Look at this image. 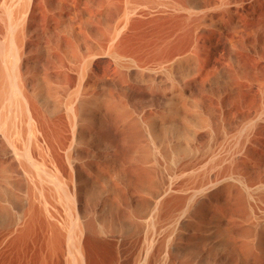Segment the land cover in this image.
I'll list each match as a JSON object with an SVG mask.
<instances>
[{"label":"bare ground","instance_id":"bare-ground-1","mask_svg":"<svg viewBox=\"0 0 264 264\" xmlns=\"http://www.w3.org/2000/svg\"><path fill=\"white\" fill-rule=\"evenodd\" d=\"M160 3L0 0V264H264V0Z\"/></svg>","mask_w":264,"mask_h":264},{"label":"rangeland","instance_id":"rangeland-1","mask_svg":"<svg viewBox=\"0 0 264 264\" xmlns=\"http://www.w3.org/2000/svg\"><path fill=\"white\" fill-rule=\"evenodd\" d=\"M161 0H116V7L118 11V15L122 14L123 11L128 7V6H134L136 9H153L157 10L161 8ZM157 14V12H155ZM159 21V20H158ZM146 39L138 36L137 38L133 39V42H145ZM122 59L126 60L128 58L127 54H124L121 56ZM210 151V144L208 141H204L202 143V146L198 150V156L197 155H192L190 158L187 160L188 163L193 165L191 168H185L184 166L179 168V171L177 172V179L181 181L189 172H191L195 167L197 166H202L205 163V160L203 159V156ZM197 156V157H196ZM231 203V205L228 208L229 212H232L234 208H236V205ZM232 206V207H231ZM236 210V209H235ZM234 210V211H235ZM234 217V216H233ZM236 219V218H235ZM237 220V219H236ZM238 221V220H237ZM264 242V241H263ZM256 245H259V241H255ZM264 258V254L261 255V259Z\"/></svg>","mask_w":264,"mask_h":264}]
</instances>
